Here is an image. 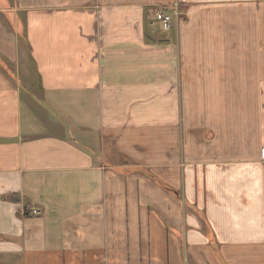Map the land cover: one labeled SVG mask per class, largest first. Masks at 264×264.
Returning <instances> with one entry per match:
<instances>
[{
    "label": "crops",
    "instance_id": "1",
    "mask_svg": "<svg viewBox=\"0 0 264 264\" xmlns=\"http://www.w3.org/2000/svg\"><path fill=\"white\" fill-rule=\"evenodd\" d=\"M263 150L264 0H0V264H264Z\"/></svg>",
    "mask_w": 264,
    "mask_h": 264
},
{
    "label": "built area",
    "instance_id": "2",
    "mask_svg": "<svg viewBox=\"0 0 264 264\" xmlns=\"http://www.w3.org/2000/svg\"><path fill=\"white\" fill-rule=\"evenodd\" d=\"M178 17L179 14L177 9L173 8L172 10H164L156 14L153 25L162 32H171L175 27ZM262 156L264 159V150L262 152ZM29 214L32 216H37L39 212L37 210H32Z\"/></svg>",
    "mask_w": 264,
    "mask_h": 264
},
{
    "label": "rangeland",
    "instance_id": "3",
    "mask_svg": "<svg viewBox=\"0 0 264 264\" xmlns=\"http://www.w3.org/2000/svg\"><path fill=\"white\" fill-rule=\"evenodd\" d=\"M181 17H182V16L179 17V20H180ZM175 28H176V23H175V27H174V29H175ZM174 29H173V30H174ZM173 30H172V31H173Z\"/></svg>",
    "mask_w": 264,
    "mask_h": 264
}]
</instances>
